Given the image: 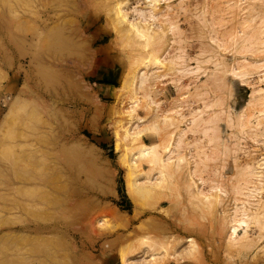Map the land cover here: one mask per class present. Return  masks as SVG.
<instances>
[{
    "label": "rangeland",
    "instance_id": "374dc122",
    "mask_svg": "<svg viewBox=\"0 0 264 264\" xmlns=\"http://www.w3.org/2000/svg\"><path fill=\"white\" fill-rule=\"evenodd\" d=\"M236 1L239 11L251 15V18H255L254 13V16H264V0ZM171 3L175 6L172 12L177 9L173 14L177 13L174 17L183 33L179 38L181 40L175 44L169 33L171 45L168 50L175 53L178 47L184 49L191 66L197 65L195 58L198 56L208 59L218 53L217 57L224 59L228 65H233L235 61H251L263 57L264 54L254 55L235 46H229L226 51L217 48V43L212 41V35L216 33L213 28L222 35L236 28L242 20L235 19L224 7L222 10H227V14L219 12V0H187L183 5L186 12L183 9L181 11L180 0H172ZM112 5V0H0V165L3 166L0 167V264H123L121 256H129L139 247L142 250L141 238L145 236L158 237L170 243L172 249L177 246L178 249L186 237L192 236L197 240L201 251L198 257L195 256L196 260L173 259L166 264H203L204 259L207 264H264L262 211V216L256 215L249 220L250 248H227L230 225L228 211H231L235 201L233 197H237L234 188L242 180L240 169L242 164L264 153V146L261 145L264 144L263 123L258 129L255 128L257 120H253L246 130L241 126L244 109L247 117L261 115L256 111L261 106H256V109L245 108L256 84L242 85L241 81L233 79L230 74L224 72L225 76L223 73L220 75L213 62L205 66L208 67V70L205 68L206 75L202 73L192 83L188 78L182 84L174 83L173 75L166 76L162 94L158 97L160 101L164 99L163 108H170L177 103L181 92H187L185 87L188 84H191V88L185 99L186 112L196 108L204 109L203 101H213L221 96L225 98L227 103L222 99L224 102L219 104L221 106H215H219V109L208 111L220 115L221 120H217L218 128L214 132L219 140L215 137L214 143H210V138L204 137V134L197 131L201 128H197L195 132L187 134V139L192 141V145L198 139L200 145L204 146L201 145L197 151L193 145L192 148H186L184 153L190 158L194 152L199 163L196 164L194 158H191L190 168L194 170L198 166L200 176L211 180L210 184L220 181L225 184L226 191L220 192V198L218 196L217 199L219 203H215V198L216 205L212 203L213 207L211 204L202 206L193 197L195 191L188 190L190 169L187 167L153 197L133 192L141 200L137 202V197L127 189L128 175L132 173L123 164L122 151L116 149L114 133V124L119 121L123 107L129 103L128 96L131 93L125 85V79L130 70V57L136 47L132 41L119 37L113 30ZM166 6L167 2L163 3L161 10L165 11ZM202 16L207 17L206 22ZM220 21L221 24H216ZM50 30L51 33L57 30L52 37L60 31L64 42L62 46L59 43V48L57 44L52 45L50 50L46 47L48 53L44 44L48 42L51 45L57 41H52L51 36L45 37L51 35ZM213 73L216 77H213ZM251 76L257 79L256 74ZM216 78L220 79L218 83L219 79ZM221 78L225 79L221 81ZM219 82L225 83L222 85ZM199 92H208L207 98L197 96ZM8 95H11L12 101L17 95L19 97L9 116L7 112L10 105L4 100ZM248 110L251 111L249 116ZM219 111L223 112L222 115ZM206 112L205 116L208 114ZM138 114L147 119L153 115L144 108H139ZM123 121L127 122L128 117ZM186 125L184 123L182 127L186 128ZM254 133L263 136L256 138ZM39 136L42 138L41 143L36 139ZM255 138L260 144L255 142ZM144 140L148 144L156 142L157 131L145 134ZM16 142H27V146L17 147ZM33 142L35 144L31 145ZM68 147L71 150L69 155ZM205 148L204 152H208L211 157L201 155L198 159L199 152ZM31 149L32 153L45 155L38 161H45L43 164L47 170L43 168V179L45 176L46 181L43 180L38 189L25 187L27 192L22 190L24 187L11 188L10 182L15 179L12 176L17 168L19 170L21 167L20 173L16 172L19 175L30 174L28 167H17V157L28 154ZM41 151L44 153L41 154ZM235 159L238 163H235ZM15 160L18 162L15 163ZM10 167H14L12 173L8 169ZM143 167L149 170L147 164ZM199 175L195 176L196 181ZM133 177L137 178L135 174ZM50 178V182H47ZM200 181L198 183L204 190L210 188L209 183L204 185ZM29 188H33L35 194ZM98 220H102L103 224L99 225ZM109 234L117 235L109 237ZM106 242L110 248L103 245Z\"/></svg>",
    "mask_w": 264,
    "mask_h": 264
},
{
    "label": "bare ground",
    "instance_id": "6f19581e",
    "mask_svg": "<svg viewBox=\"0 0 264 264\" xmlns=\"http://www.w3.org/2000/svg\"><path fill=\"white\" fill-rule=\"evenodd\" d=\"M112 1H113V5L111 8V13H112L111 19H112V24L114 26L113 30H115V32L119 35V37L121 36V37L128 39L129 41H132L134 43L133 46L136 47L134 50L135 53L130 57V60H131L130 70L125 79V85L127 86V89H129V92L131 93V95L128 96L129 103L123 107L122 111L120 112L121 117L119 121H117L116 124H114V133H115V137L117 141L116 149L117 151L119 150L122 151L121 158L124 162L123 164L128 169V172L132 173V175L131 174L128 175L131 178L130 177L128 179L126 178L128 181L127 189L132 194L133 192H135V193H138L139 195L142 194L143 196L145 195L148 197L149 196L153 197L160 190L165 188L168 181L172 179L178 172L179 173L180 171L183 172V170L184 169L187 170V167H188V170L190 169L188 172V176L190 178L189 183L187 184V187L189 185L188 190L195 191L193 193V197L196 198L197 201H200L202 206L204 204H209V205L211 204L212 206L214 204L215 198L216 200L220 198V192L224 193L226 191V188L224 187L225 184L221 183L220 181L215 182L216 184H213V183L210 184L211 180L204 179L203 176H200L198 174L199 167L197 165H196L197 168L194 170L190 168L189 164H191L192 162L190 161L191 158H194L193 160L196 162V164L199 163V161L197 162V160L195 159L196 154L193 155L194 153L193 152L191 153L190 158H188L189 156L186 155L184 152L186 148L187 149L192 148L191 146L193 145L194 147L197 148L196 149L197 151H199V149L201 148L202 144L200 145V141L198 139L195 140V143L193 145L191 143L192 141L189 142L187 139V134L190 131L195 132L197 128H201V129H198L197 131H200L202 134H204L205 135L204 137L208 136L210 138V141H209L210 143L213 142V140L216 137L214 132L216 128H218L216 126V123L218 122L217 120L220 119L219 117L220 115L219 113H215V112L210 114L208 113V111L209 110L213 111L217 108L219 109V106H221L219 104L224 101L226 102V100H224L225 98H221L222 97L221 96V97H218L216 100L212 99L213 101L211 100L203 101L204 109L196 108V109L190 110L189 112H186L185 104L187 103V101L185 99H187V97L189 96L187 95V93L188 94L190 93V88H191L190 87L191 84L187 83L188 86L185 87L187 89V92L186 93L181 92L180 94L181 97L179 101L175 104H172L170 108L166 106H165L166 108H163L162 104H163L164 99L163 101H160V99L158 98L162 94V89H163L162 87H164L165 85L163 80L166 76L173 75L174 83L182 84L185 78L190 79L192 83L195 80L197 81L200 78V75L202 73H205L203 75H206V71L208 70L207 69L208 67H205V66L208 63L210 64L211 62H213L215 70H217V72H220V75H223L224 72L225 74H230L233 79L241 81V83H243L242 85L247 84L248 86L249 84H256V87L251 86L255 88L252 91V94L250 95V100L249 102L247 101L248 104L245 108L254 107L256 109V106L258 107L261 106V109L256 110L257 113L260 112L261 115L251 114L252 115L251 117H247L246 109H244L241 115L242 117L241 126L245 128L246 130V127L249 124H251L253 120H257L255 128L258 129L259 125H261L262 123L264 125V117L262 116L264 115L262 114L264 113V88L262 87V82L264 81V55L262 58H259L258 60L250 61L248 59H244L243 61H235L233 65H228L224 59L217 57L219 56L218 55L219 53L216 55H213L212 53H210V55L212 54L213 56L209 57L208 59L207 58L201 59L200 56L196 57L195 59H196L197 65L191 66V64L189 63L187 59L186 53L183 51L184 49L182 50L181 47H178L176 48L175 53H172L171 51L168 50L171 45V43H169L171 40V38L168 37L169 33L172 34L173 36L172 37L173 42H174L173 44L178 43L181 40L179 38H180V35L183 33L178 21L174 17V15L177 13L173 14L174 12L177 11V9L174 12H172L173 8L175 7L171 3L172 0H136L135 2H132L133 0L132 1L131 0H112ZM185 1L187 0H180L179 5L182 6L181 11L185 7L183 6L185 4ZM166 2H167V6H166L167 9L165 11L164 10L162 11L161 5ZM237 2L238 1L236 0H235V3H233V0H219V6H217L218 7L217 10L219 12L222 13L223 11L222 9L224 7L227 10H229V12L233 15L235 19L241 18L242 20L238 22L236 26L237 29L234 28L232 30L227 31L226 33L224 32V34L221 33L222 35H220L219 32L217 33V31L214 30L213 28V31H215L217 34L215 32H212L216 34V35L215 34L212 35V41L217 43L216 45L218 47L217 46L216 47L222 50L227 49L229 46H233V47L235 46V47H238V49L240 50L244 49V50L250 51L254 55H257L258 53L264 54V16H260V15L254 16L256 15L254 13L253 17L255 18H251L252 17L251 15L243 13L242 10L239 11ZM210 8H213V7H211L210 5ZM185 10L187 9H183V11ZM226 11L224 10L223 12H226ZM205 14L207 15L206 12ZM215 14L217 13L215 12ZM204 16H202L201 18L203 19L205 18L204 22H206L207 17H204ZM258 17L260 18L258 19ZM47 20H49V18ZM221 21L217 22L216 24L218 23L221 24ZM209 23L211 24V22ZM53 27L52 29H54ZM205 27L207 26L205 25ZM218 29H221V28H218ZM56 31L53 30V32L51 33V30H50L51 35H48L45 37L46 38H48L49 36L52 37L53 36L52 34L55 33ZM58 33H57V36L56 34L54 35L55 38L52 37L54 38V40L51 38L52 41H55L57 39V41H55L56 43L48 45L47 44L48 42H46V44H44L45 45L44 49H46L47 47V49L50 50V48L52 49V45L54 46L56 44H57L56 46L59 48V43L62 46L64 42L63 40L64 37H63V34L61 35L60 31ZM48 34H49V31H48ZM233 47H232V51H233ZM211 49H213V47ZM49 50H47L48 53H49ZM55 51H58V49H55ZM218 51H221V50H218ZM217 72L215 71L214 73L217 74ZM214 73H213V77H216ZM254 74H256V77H255L257 78L256 80L253 79L254 78L253 76H251ZM220 75L218 74L217 76L220 77ZM217 79L219 78H216V80ZM222 79L224 80L225 78H221V81H223ZM215 81L214 83H216ZM218 81H220V79L217 80V83ZM219 83L224 84L225 82H219ZM204 84H207V83H204ZM224 86H227V85H224ZM210 88L207 87V89H210ZM216 91L215 93H217ZM213 93L214 91L212 92L213 96L216 95ZM196 95L197 94L195 93L194 96ZM197 96L206 97L208 96V92H205V93L199 92ZM18 99H19L18 95L16 98H14L13 101H12L11 95H8L5 97L4 99L5 103L10 105L9 110L7 112L8 116L10 113H12L13 109H15L14 107L15 105H17ZM222 99L224 101H222ZM199 100H200V97H199ZM217 105L219 106L216 108L215 106ZM223 107L224 106H222L221 108ZM139 108H144V109H147L149 112H152L153 113L152 117L147 119L145 117H142V115L140 116L138 114ZM205 112L208 113L206 116H205ZM250 112L248 110V116ZM222 113L223 112H221L220 114L222 115ZM231 115H229V117H231ZM125 117H128V121L124 123L123 120ZM188 117H191V118L188 119ZM260 117H263V118H260ZM231 119L232 118H230V121H232ZM246 120H247V123H246ZM2 123H4V121ZM184 123H187L186 128L182 127ZM4 124L6 125V123ZM1 128L2 126H0V130ZM259 129H261V126L259 127ZM150 131H152L153 133L157 131L158 140L156 142L154 141V143L151 142V144H148L144 140V135ZM254 135L256 136V138H258V136H263V135H259L258 133H254ZM41 136L39 137L41 138ZM212 136L214 137L211 138ZM40 138H36L38 142L42 140V138L41 139ZM218 140H219V137H218ZM257 140L258 139H256L255 141L256 143L258 142ZM49 143H52V142H49ZM34 144L35 142H33L31 145H34ZM257 144H260V142ZM16 145L17 147L19 146L23 147L25 145L27 146V142H22V143L16 142ZM261 145L264 146V144L262 143ZM29 146L28 148H31ZM204 150H206V148L203 149V151L199 152L200 155L197 152L198 159H199V156L201 157V155H203V157L205 156L206 158L211 157V155L208 152H204ZM70 151L71 150L69 148V151H67V153L69 152L68 155L71 154ZM42 152L43 151H41V154ZM44 152L46 153V150ZM47 152L49 153L48 150ZM244 152H246V150L243 151V153ZM56 153L58 154V150ZM38 154H36L35 152L32 153V149H31L28 152V154L25 153V154L19 155L20 158L17 157L19 162L17 160L14 161L15 163L18 162L17 164L19 166L17 167H20V166H23L24 168L28 167L27 169H30L32 174L31 172H29L30 174H25L24 176L20 174L21 175L20 176L19 173L21 171L20 170L21 167L19 168L20 171L17 168V171H19V173H16L17 172L16 170H15L16 172H13L14 167L8 168L10 173L12 172L14 173L12 178L15 177V179L10 182L11 188L15 186L16 188L21 189L22 187H24L22 188V190H25V191H26L25 187H30V188L37 187L36 189H38V186L41 185V182H43V180L44 182L46 181L45 176L43 179V175H44L43 168L45 167L43 163L45 161L44 162L38 161V159L42 160L43 156L45 155L44 154L38 155ZM236 155H238V153H236ZM47 156L51 157L50 155H47ZM10 163L12 164V161H10ZM235 163H238L236 159H235ZM144 164L148 165L149 170L144 169L143 167ZM53 165H56V164H53ZM56 166L58 167V165ZM0 167L3 168L2 165H0ZM2 168H0V170ZM49 168L51 169L50 165H49ZM240 170H241L240 176L242 177L241 182L243 183L241 182L237 183L239 185L235 186L234 191L236 192L235 196L237 197H233L235 198V201H233L232 203L233 206L230 209L231 211H228L230 213L229 214L230 225H229V232H228L229 238L227 240V243H228L227 248L228 247H234V248L239 247L240 249L246 248V247L250 248L249 247L250 246L249 245L250 236L248 232L249 227H250L249 220H251L250 217H253L256 215L260 216L261 211L264 215V212H263L264 211L263 210L264 209L263 208L264 207V195H263L264 193L262 194V192H264V187H263L264 186V153H261V156L259 154L256 158H253V161L251 162L249 161V162L242 164V168ZM46 173H48V171ZM219 173H222V172H219ZM133 174H135L137 178L133 177ZM198 175H199V179H197L198 181H196L195 176H198ZM56 177H53V178H56ZM132 177L135 180H133ZM51 179L52 178L48 179L49 181L47 180V182H50ZM199 181L202 182L201 184H204V185L209 183L210 188L208 190H204V188H202L199 185L198 183ZM30 188L28 190L32 191L33 188L31 190ZM40 189L38 191H40ZM135 193L133 195L136 198L137 194L135 196ZM133 195H130V197L133 198L132 197ZM241 196L242 197L245 196L244 199H241L242 198ZM141 197L142 196H140V198ZM138 198L139 197L136 198L137 202H139L140 200ZM145 198L148 199L147 197ZM216 200H215V203L218 202V200L217 201ZM240 200H243V201L241 202ZM236 201H239L240 203H237ZM138 214H139V211H138ZM98 224L102 225L103 221L98 220ZM109 235H110L109 237H111V235L116 236L117 234L116 235L109 234ZM183 241L185 242H182V244L179 245L180 247L178 249H176L178 246L172 249L170 246V243H165L163 240H160V238L158 237L145 236L141 238V244L143 245L142 246L143 249L140 250V247H139L138 249L133 250L129 256H127V254H124V256H121V258L123 259V261L121 260L122 261L121 263L123 264H162L164 262L166 264V262H170V260H173V259L179 260V261H185V260H188L189 258H190L189 260H193V261L196 260L195 256L198 257L199 256L198 252L201 251L197 240H195V238L191 236V237H186L185 240ZM103 245L108 247V242H106V244H103ZM192 257H194V259H192ZM202 263L207 264V260L204 259Z\"/></svg>",
    "mask_w": 264,
    "mask_h": 264
}]
</instances>
